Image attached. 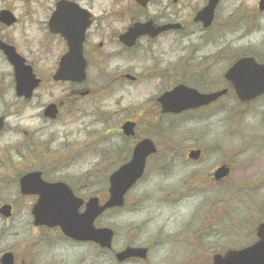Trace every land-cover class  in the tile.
I'll return each mask as SVG.
<instances>
[{
	"label": "rangeland",
	"instance_id": "obj_1",
	"mask_svg": "<svg viewBox=\"0 0 264 264\" xmlns=\"http://www.w3.org/2000/svg\"><path fill=\"white\" fill-rule=\"evenodd\" d=\"M73 1L95 17L119 11L118 7L124 5L121 2L117 7L118 3L125 2ZM204 2L205 0H153L152 5L148 7V11L153 15L158 12V3L162 4L159 8L162 16L164 14L167 20L183 27L182 31L171 33L164 39V66L177 67L180 57L186 55L184 48L197 44L201 49L194 53L195 59H202L204 56H214L215 59L210 67H214L213 70L207 74L181 79L173 75L171 80L165 82L167 90L173 88L178 80L177 83L198 89L200 93L224 89L226 87L222 75L229 66L217 56L222 52L227 53L228 49L233 55H247L260 50V44L264 42V35H253L242 21H231L235 28L224 27L226 20L222 18L232 13L240 0H225L216 13L212 27L199 30L189 23V18ZM3 9L11 11L21 19V24L4 31L3 34L15 40L20 52L33 64L34 71L45 79L53 73L57 57L65 51L63 42L58 37L51 36L46 27L53 9V0H0V10ZM109 21L111 22V19ZM122 25L111 24L110 28L118 31ZM259 25L264 29V16L259 20ZM102 29V34L97 33L98 29L94 28L87 36L85 50L88 51L92 63L95 62L97 51L95 46L107 40L106 34L109 30L106 25H102ZM112 49L111 45L98 51L107 54ZM116 63L122 64L120 60H115L109 68H113ZM177 69L179 73H186L184 70L180 72L183 67ZM4 71L9 73L8 68ZM89 73L94 77L98 76L96 69H91ZM162 85L155 82L123 84L117 90L118 94L115 93L113 97L101 93L99 99L80 101L75 107L79 108L76 112H84L83 115H86L82 120L66 117L63 110L60 123L42 119L41 107L50 102L64 101L68 88L49 86L48 89L37 91L32 109L21 117H11L9 122L12 128L22 125L27 131L34 129V140H48V147L58 144L53 147L54 151H64L68 158L62 169L54 170L53 164L49 163L51 159L44 156L35 157L34 168L44 170L48 174L56 173V176L76 178L89 172L91 178L81 180L80 183L101 184L103 190L98 195L100 200H104L107 195V175L118 167L113 158L104 159L97 155L98 147L107 146L109 142L110 145L118 144L120 147L123 137L115 134L117 123L122 124L128 120L137 123L140 127L136 132L137 136L157 142L158 155L146 166L144 181L126 195L122 210L104 214L96 225L115 231V247L117 244H123L125 240L129 241L130 229L144 223L148 227L142 232V241L156 236L159 231H163L166 236L180 234L189 238L188 241L192 243L187 241L183 245L182 242H174L177 248L168 245L156 250L153 256L157 263H169L176 257L184 258L189 252H195L200 257L198 264H209L208 257L212 253L225 248L241 249L251 245L255 241L252 233L264 219V98L244 106H239L241 104L238 105L232 99L222 98L209 109L210 111L198 113L201 114L200 117L185 114L176 118H162V130L161 134H158V121H154L157 114L151 111L153 106L149 99L158 96ZM96 108L98 112L95 113L97 117L102 116L101 121L93 114ZM81 116H78V119ZM37 128L45 133L36 131ZM48 135L52 137L49 138ZM21 138L25 141L26 136ZM171 146L177 147L170 150ZM86 147H92L93 154L88 150L87 156L77 160V153ZM191 149H199L202 152L199 162H183V152ZM171 156V161L166 163L167 169H171L170 174H167V170L161 171L163 161L160 160H163L162 157L170 160ZM219 167L229 169L230 175L216 183L211 174ZM96 191L98 192L97 187L91 186L82 189L81 193L85 192L89 197ZM228 191H232V195L228 194ZM18 233L17 243L21 245V241L30 239L34 229L23 225L19 227ZM89 253L90 250L86 248L82 252L77 251L76 255L71 253L68 257L73 263L75 258L81 261L89 256ZM109 260L110 258L104 255L100 264H110ZM23 262L26 260L23 259Z\"/></svg>",
	"mask_w": 264,
	"mask_h": 264
},
{
	"label": "flooded vegetation",
	"instance_id": "obj_2",
	"mask_svg": "<svg viewBox=\"0 0 264 264\" xmlns=\"http://www.w3.org/2000/svg\"><path fill=\"white\" fill-rule=\"evenodd\" d=\"M224 1L225 0H220L218 2L215 9L216 13ZM56 2L57 0H53V9L50 14L53 12ZM121 2L124 6L119 8L118 6L121 4ZM206 2L207 0H205L203 6L196 9L195 12H193L192 17L189 18V23L193 24L199 30L201 29V26L200 24L194 22V17L199 12V10L205 6ZM259 2L260 0H240L238 7L233 10L232 13L222 18L226 20L223 24L224 27L232 28L234 26L231 24V21H242L249 28V30L253 32V35L261 36L263 33L261 25H259V20L263 18L264 10H259ZM152 3L153 0H148L147 6L143 8L141 5L136 3V0H125V2L120 1L118 3L117 7L118 9H120L119 11L102 14V17H95L92 15V24L86 32L82 48L83 58L86 63V76L84 82L80 84H73L71 82L56 83L52 80V74L47 75V77L43 79L42 75H39L37 71H34V66L31 62H28V58L20 52L15 40L8 37L7 34H3L4 31L11 30L18 24H21V19L14 16V14L10 11L14 16V24L9 28L0 24V44H5L13 47L16 54L24 60V64L32 68L33 74L35 75V80L38 81L37 87L32 90L28 98L18 97L15 90L16 85L13 68L9 64L3 53L0 51V72H2L0 73V75H2L0 76V119L2 120L0 128V264H3L5 258L9 260L8 264H100L101 259L104 255L110 258V264H158L157 260L153 256V253L156 250L162 249L168 245H171L172 248H177L174 242H182L181 244L184 245V242L188 241L189 238L187 239L186 237H182V235L180 234L166 236L163 234V231H159L156 236L150 238L147 241H142V232L145 231L148 227L146 226V223H144L130 229V240H125L123 244H117L116 247L114 246V239L116 234L112 229L113 238L111 248L109 250H105L100 248L93 242L87 243L71 240L70 238L64 236L59 228L35 226L32 210L37 204L39 198L37 195H34V193H22L20 188V181L25 176L37 172L38 174H40V180L43 183L48 185L62 184L63 186L71 190V193L74 197L82 200L83 202H86L90 198H97L99 200L100 198L98 197V195L102 193L103 189L101 187V184L96 182H93V184L87 182L82 184L80 183L81 180H88L89 178H91V173L89 172H85L84 175L76 178L62 175L56 176V173L48 174L44 170L34 168L35 157L40 158L44 156L51 159L52 161L49 163L53 164L54 170L62 169L65 161L67 162L68 158L66 157L64 151H54L55 149L53 147H56L58 144H53L52 146L48 147V140H34V129L27 131L25 127H22V125H18V127L12 128L9 122L11 117H21V115L26 113V111L32 109V102L34 101V97L37 91L40 89H48L50 88L49 86H65L68 88V92L65 96L64 101H58L56 103L50 102L41 107L42 110L40 116L42 117V119H44L43 113L45 109L51 105L56 106L57 113L55 118L48 120L44 119L51 123L60 121V115L63 110L65 116L72 117V120L84 119L86 117V115H83L84 112H76V110L79 108L75 106L80 101L99 99L101 93H106L109 96L113 97V95L117 93V90H119V87L126 83L129 85H134L136 83L153 82L163 84L158 92V96L151 97V99H149V102L153 106L151 111L157 114V117H155L154 121H158V124L156 125V128H158L159 130L158 134H161L162 129L160 127L162 118H176L185 114H194L192 115V117H200L203 111H210L209 109L213 106L214 103L210 106L200 107L199 109L187 111L179 115H168L162 113L161 108L157 103V99L162 94L168 91L165 88V82H167V80H171V77H173V75L178 76L179 79H181L182 77L186 76H198V74L204 75L211 72L214 68L213 67L210 69V67L214 64L213 61H215L214 56H204L202 59H195L194 53L198 52L201 47L198 44L190 45L184 50L191 53L185 55V57L181 56V60L177 64L178 68L183 67L180 72L184 70L186 73L177 72V67H171V72H168L167 66H164V39L167 35L174 33V31L163 32L154 37L149 35L141 36L131 47H126L120 42V37L125 34L132 25L136 23H150L153 28L176 25V23H172L171 20H167L164 14L162 16V11L159 10L160 6L162 5L160 3H158V12L151 15L148 11V7L152 5ZM163 8L164 6H162V10ZM216 13L214 15V19L217 16ZM28 14L30 15V13ZM109 19H111V22L109 21ZM111 24L123 25L118 31H116L115 29L110 28ZM102 25L107 26V30H109V33L106 34L107 40L105 43L101 41L95 46V49L97 51L94 57L95 62L92 63L89 59L88 51L85 50L87 36L94 28L98 29L97 33L102 34L104 32V30L102 29ZM111 45L113 46V49L110 53L102 54L101 51H98ZM260 45V50L248 53L247 55L241 54L236 58L251 57L257 64H264V42ZM64 47L66 51V46L64 45ZM231 52L232 51L229 49L227 50V53L222 52V60H225L226 64L228 63V65L231 61L232 63L236 61V58L233 59L234 55ZM62 54L57 57L55 68L57 67L58 60L62 56ZM115 60H120L122 64L116 63L113 68H109L110 64L114 63ZM7 68L9 69V73H7V71H4V69ZM91 69L97 70V77L90 75L89 71ZM134 69L136 70V72H134ZM96 79H98L99 82ZM189 87L193 88L191 86ZM193 89L198 91V89ZM227 90L228 92L224 96V98L236 101L237 97L234 93L233 88L228 86ZM263 98L264 94L248 102H237V104H241L239 106H244V104H250L251 102ZM95 112H98L97 108L93 110L94 116L97 117ZM211 113L209 114V116H211ZM80 115L82 116L80 117V119H78V116ZM97 118L99 119V121H101L102 116H98ZM125 122L134 123V134L132 136L125 137L122 135L120 129ZM125 122H123L122 124L117 123L116 125L115 134L117 136L121 135V138L123 137L122 144L119 145L120 147H118V144L110 145L111 142L107 143V146L98 147L99 149L97 155L104 159L113 158L115 162L114 164H117V167L127 163L131 159L134 148L140 141L144 139H150L147 137L141 138L137 136L136 132L137 130H140V127H138L137 123L130 120ZM85 126L86 125L84 124L83 127ZM83 129L86 131L85 128ZM41 131L45 133L44 130L41 129ZM24 136H26L25 141H22L21 137ZM48 136L49 138L52 137V135ZM124 141L126 142V144H124ZM152 142L155 152L153 155L149 156L146 159V166L151 161V159L155 158L158 155L159 146L157 145V142ZM176 147L177 146H171L170 150L176 149ZM88 150L92 151V153H90L93 154L92 147H86L84 150L77 153V160L80 161L83 157L87 156V153H89L87 152ZM82 153H84V156H82ZM194 154H196L195 157L193 156ZM171 158L172 156L170 157V160H166V158L164 159L163 157L161 158L163 159L160 160V162L163 161L160 166V168H162V172L167 170L168 174L171 171V169L169 170L167 169L168 167H166V165L168 164L167 162H170ZM201 158L202 152L199 149L185 150L182 156V160L185 163H197L201 160ZM146 166L142 178L132 187V189H134L136 185L141 184L144 181L146 177L145 175L147 174ZM212 175L213 173L211 174V178ZM108 178L109 175H107L106 193L108 191ZM29 183H31L34 187V178L29 181ZM91 186L97 187L98 192L96 191L95 193L90 194L91 196L89 197L85 194V192L81 193L82 189H87ZM3 210H7L6 216L2 214ZM24 211L25 213L23 214ZM80 211H83V207L80 209ZM97 221L98 220L93 222V228L101 229L102 227L96 225ZM23 225L30 226L32 229H34V233L30 237V239L21 241L20 245L19 243H17L19 237L18 231L19 227H22ZM188 242L192 243L191 241ZM86 248L90 250L89 256L84 257L81 261H78L75 258L73 260V263L70 262L68 256L71 253L76 255L77 251L82 252ZM126 249L143 250V253H138L135 258H129L125 261L117 262L115 255L121 253ZM68 250H72V252ZM176 253H174V256ZM199 258L200 257H198L197 253L189 252L184 258L176 257L173 259V261L164 264H198ZM23 259H25L26 262H23Z\"/></svg>",
	"mask_w": 264,
	"mask_h": 264
},
{
	"label": "water",
	"instance_id": "obj_3",
	"mask_svg": "<svg viewBox=\"0 0 264 264\" xmlns=\"http://www.w3.org/2000/svg\"><path fill=\"white\" fill-rule=\"evenodd\" d=\"M217 1L209 0L207 8L195 18V21L200 22L203 28L209 27ZM136 3L145 7L147 0H136ZM262 3L264 7V0ZM89 18L90 15L74 3L59 1L56 4L55 11L48 21V30L51 34L59 35L64 40L67 53L60 58L58 69L52 77L53 81L80 84L85 80L86 64L82 58V44L85 32L90 26ZM0 23L8 27L13 23V20L8 13L1 12ZM176 28L179 27L166 26L153 30L149 23L134 25L120 38V42L126 47H131L135 40L142 35L154 36L168 29ZM1 50L14 69L16 95L28 98L32 90L37 87L38 81L32 75L30 67L24 65V61L16 56L12 48L3 45ZM225 78L232 83L236 96L241 101H249L264 94V67L256 66L250 60L237 62L227 72ZM219 95L203 96L192 90H186L184 87H177L162 96L158 102L164 112L178 114L207 105ZM56 113L55 106L51 105L45 109L43 117L54 119ZM133 127V124H125L122 127L124 136H132ZM153 153L154 150L149 141L145 140L139 143L133 151L131 161L109 177L107 201L99 206L97 199L88 200L82 214H78L82 202L75 199L68 188L62 184H45L40 180L38 173L25 176L20 181L22 193H34L39 198L32 210L35 226L57 227L70 239L90 241L101 248L109 249L112 238L111 231L95 230L92 224L104 211L123 206L125 194L141 178L145 159ZM193 156L195 157L196 154ZM226 174V170L219 169L214 174V178L218 180L225 177ZM33 178L34 187L29 183ZM2 214L6 216L7 210H3ZM257 238L258 242L247 249L229 251L223 257L213 256L212 264H264V224L258 227ZM140 252L128 249L122 254L116 255V259L122 261L136 257ZM8 262L9 260L5 258L3 264H8Z\"/></svg>",
	"mask_w": 264,
	"mask_h": 264
},
{
	"label": "bare ground",
	"instance_id": "obj_4",
	"mask_svg": "<svg viewBox=\"0 0 264 264\" xmlns=\"http://www.w3.org/2000/svg\"><path fill=\"white\" fill-rule=\"evenodd\" d=\"M38 130H41V129L37 128V130H36V131H38Z\"/></svg>",
	"mask_w": 264,
	"mask_h": 264
}]
</instances>
